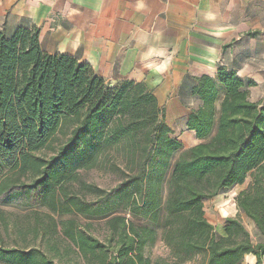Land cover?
I'll return each instance as SVG.
<instances>
[{
	"label": "trees",
	"instance_id": "trees-1",
	"mask_svg": "<svg viewBox=\"0 0 264 264\" xmlns=\"http://www.w3.org/2000/svg\"><path fill=\"white\" fill-rule=\"evenodd\" d=\"M39 35L0 32V234L19 237L0 243V263L244 264L251 254L264 264V98L251 99L254 81L222 66L199 77L186 125L200 142L183 149L144 82L112 84L71 55L44 52ZM97 167L118 183L104 189L81 177ZM248 177L235 200L257 242L239 216L218 233L205 211L207 199ZM2 206L37 215L11 225ZM101 223L103 238L94 233ZM60 232L64 252L52 241ZM29 235L50 250L18 244ZM158 241L168 254L152 259L146 250Z\"/></svg>",
	"mask_w": 264,
	"mask_h": 264
},
{
	"label": "crops",
	"instance_id": "crops-1",
	"mask_svg": "<svg viewBox=\"0 0 264 264\" xmlns=\"http://www.w3.org/2000/svg\"><path fill=\"white\" fill-rule=\"evenodd\" d=\"M20 27L112 84L144 82L183 149L200 142L186 125L199 77L222 66L254 81L253 101L264 98V0H0V32Z\"/></svg>",
	"mask_w": 264,
	"mask_h": 264
},
{
	"label": "rangeland",
	"instance_id": "rangeland-1",
	"mask_svg": "<svg viewBox=\"0 0 264 264\" xmlns=\"http://www.w3.org/2000/svg\"><path fill=\"white\" fill-rule=\"evenodd\" d=\"M178 154L179 153L175 154L174 160L178 157ZM80 175L83 179L87 180L88 182L94 183L104 189H110L118 183V178L116 177L115 174L106 172L99 167L92 169H82L80 171ZM250 181H251V177H248L243 185H237L231 189L225 190L224 192L220 193L214 198L207 199L205 201L206 217L214 225L218 233H224L225 221L228 217L239 216L235 199L236 196L242 190L248 187ZM94 197H95L94 195H89L87 198L93 199ZM1 209L5 219L11 222V225H13L15 222H21V223L29 222L30 224H32L37 215L31 210H23L15 207L2 206ZM38 211H39V216H43V217H46L48 213V209L45 208H42ZM56 217L57 219L59 218L58 216ZM239 217L244 223V225L247 227V229L250 231L253 241L257 242L259 240V234L254 224L244 215H241ZM69 218L70 216L62 217V219H69ZM81 221L84 220L81 219ZM0 224H2L1 217H0ZM95 228L96 229L94 230V233L100 238H103V235L105 233L104 230L102 229L103 224L101 223L100 226L98 224L96 225ZM1 230H2V234H0V243L4 244L5 246H14L15 245L14 240L18 237L17 234L15 233L9 234V232L7 233V231H5L2 228ZM27 238L28 239L26 240L27 241L26 243L22 242L21 240V242H18V244L19 245L27 244L28 246L36 245L44 248L45 250H50L47 247L46 240L44 242H42L39 238L35 240L34 235H29L27 236ZM52 241L53 242L56 241L58 243V246L60 247L62 252H64L63 250L68 245V243L65 242V239L63 238L61 232L58 235H55ZM146 253L152 259H155L160 256L163 257L167 256L168 250L161 241H158L155 246L148 248L146 250ZM55 263L59 264L58 260H55ZM244 264H256L255 259H253L251 254L245 258Z\"/></svg>",
	"mask_w": 264,
	"mask_h": 264
}]
</instances>
